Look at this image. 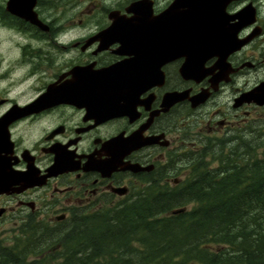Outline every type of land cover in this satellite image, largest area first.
Returning a JSON list of instances; mask_svg holds the SVG:
<instances>
[{
    "label": "flooded vegetation",
    "instance_id": "1",
    "mask_svg": "<svg viewBox=\"0 0 264 264\" xmlns=\"http://www.w3.org/2000/svg\"><path fill=\"white\" fill-rule=\"evenodd\" d=\"M153 2L154 14L170 3ZM249 4L255 22L237 37L259 33L228 55L225 73L212 56L182 74L184 56L159 48L175 42L89 40L109 19L74 39L49 25V38L24 41L12 69L21 75L0 93V254L35 221L63 227L81 213L160 206L188 186L196 157L257 138L264 105L244 95L264 82L252 77L264 72V47H254L264 37L262 0H232L226 12Z\"/></svg>",
    "mask_w": 264,
    "mask_h": 264
},
{
    "label": "trees",
    "instance_id": "2",
    "mask_svg": "<svg viewBox=\"0 0 264 264\" xmlns=\"http://www.w3.org/2000/svg\"><path fill=\"white\" fill-rule=\"evenodd\" d=\"M223 148L196 157L188 186L160 206L81 213L57 230L35 221L0 264H264V138Z\"/></svg>",
    "mask_w": 264,
    "mask_h": 264
},
{
    "label": "water",
    "instance_id": "3",
    "mask_svg": "<svg viewBox=\"0 0 264 264\" xmlns=\"http://www.w3.org/2000/svg\"><path fill=\"white\" fill-rule=\"evenodd\" d=\"M232 0H172L158 14L153 12V0H133L125 7V14L119 10L108 13L110 24L89 40H131L175 42V45L160 46L163 53L177 50L178 56H184L181 67L182 74L188 71L197 73V68L208 58L217 56V64L221 73H225V63L228 55L244 46L259 31L255 30L244 39H238L237 33L245 26L255 22V9L249 4L234 16L226 12L227 5ZM37 0H6L5 10L9 14L27 22L43 32L49 30V25L43 22L36 11ZM130 14V15H128ZM230 18H238L231 24ZM197 71V72H196ZM214 82L221 80L220 77ZM248 100L264 105V82L245 93ZM243 96V97H244ZM175 100L182 99L174 96ZM204 98L201 94L191 100L194 105ZM179 212L178 210L172 211Z\"/></svg>",
    "mask_w": 264,
    "mask_h": 264
},
{
    "label": "rangeland",
    "instance_id": "4",
    "mask_svg": "<svg viewBox=\"0 0 264 264\" xmlns=\"http://www.w3.org/2000/svg\"><path fill=\"white\" fill-rule=\"evenodd\" d=\"M52 1V0H51ZM50 0L40 4L36 7L40 18L53 27H58L59 30H65V34L61 36L62 39H74L80 35H86L96 29L95 25L106 24L108 22L107 11L116 9V7H125L133 0ZM172 0H156L158 8L164 7ZM6 0H0V93L13 83L10 79H16L21 73L12 70L18 57L21 53L22 45L26 42L39 39L49 38L43 33H35V30H22L18 27L17 23L11 18L3 19V11H5ZM261 5V21L264 22V0ZM8 14V13H7ZM38 45L37 43H28V45ZM264 47V37L258 39L254 44L255 48L261 49ZM6 71H11L6 73ZM4 74V75H3ZM264 72L252 73V77L263 76ZM242 80L239 81L241 83ZM257 138H264V113L259 115V126L256 134ZM210 157L207 156L204 162H209ZM212 160V159H211ZM210 160V161H211ZM213 168L216 163L213 162ZM192 205L187 206V208ZM94 212V211H92ZM70 222V221H68ZM60 227V226H59ZM62 227V226H61ZM57 228V227H54ZM23 230H20L16 235L12 234L3 241V247L14 245L18 238H22Z\"/></svg>",
    "mask_w": 264,
    "mask_h": 264
},
{
    "label": "bare ground",
    "instance_id": "5",
    "mask_svg": "<svg viewBox=\"0 0 264 264\" xmlns=\"http://www.w3.org/2000/svg\"><path fill=\"white\" fill-rule=\"evenodd\" d=\"M251 142V141H250ZM254 143V142H253ZM218 145V144H217ZM260 145V144H259ZM216 146V145H215ZM261 146H262V144H261ZM210 147H213V146H210ZM212 149V148H211ZM243 149V148H242ZM213 151V150H212ZM249 151V150H248ZM214 152H215V150H214ZM245 152V151H244ZM209 153V152H208ZM247 153H249V152H247ZM215 154V153H214ZM206 155V154H205ZM210 155V154H209ZM211 155H212V153H211ZM207 156H208V154H207ZM215 156V155H214ZM243 157H244V155H243ZM213 158H215V157H213ZM196 159V158H195ZM199 159V158H198ZM212 159V158H211ZM210 159V160H211ZM215 160V159H214ZM213 161V160H212ZM216 161V160H215ZM212 163V162H211ZM210 165H212V164H210ZM198 175V174H197ZM205 176V175H204ZM165 194H167V193H165ZM163 197V196H162ZM194 200V199H193ZM191 204V203H190ZM192 205H193V203H192ZM242 214V213H241ZM248 214H250V213H248ZM264 223V222H263ZM61 227V226H60ZM59 227V228H60ZM65 226H63V228H64ZM54 230H57L56 228L54 229ZM50 231H51V229H50ZM49 231V232H50Z\"/></svg>",
    "mask_w": 264,
    "mask_h": 264
}]
</instances>
